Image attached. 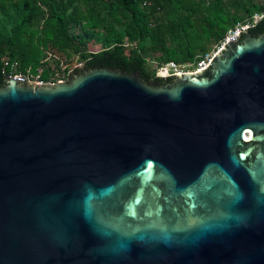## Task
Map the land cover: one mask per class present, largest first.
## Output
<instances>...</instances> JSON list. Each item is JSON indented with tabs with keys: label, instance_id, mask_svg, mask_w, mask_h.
I'll use <instances>...</instances> for the list:
<instances>
[{
	"label": "water",
	"instance_id": "1",
	"mask_svg": "<svg viewBox=\"0 0 264 264\" xmlns=\"http://www.w3.org/2000/svg\"><path fill=\"white\" fill-rule=\"evenodd\" d=\"M0 264H264V35L171 81L7 80Z\"/></svg>",
	"mask_w": 264,
	"mask_h": 264
},
{
	"label": "trees",
	"instance_id": "2",
	"mask_svg": "<svg viewBox=\"0 0 264 264\" xmlns=\"http://www.w3.org/2000/svg\"><path fill=\"white\" fill-rule=\"evenodd\" d=\"M245 22L251 37L264 35V0H0V84L4 59L42 68L44 82L89 68L141 70L143 81L164 82L159 66L196 61ZM95 37L104 48L92 52ZM74 63L81 66L68 74Z\"/></svg>",
	"mask_w": 264,
	"mask_h": 264
},
{
	"label": "built area",
	"instance_id": "3",
	"mask_svg": "<svg viewBox=\"0 0 264 264\" xmlns=\"http://www.w3.org/2000/svg\"><path fill=\"white\" fill-rule=\"evenodd\" d=\"M260 17L256 16L254 21L257 22ZM252 25L249 22L238 23L233 28L229 29L226 33L223 41L220 43V48L216 53L221 51V49L230 41L237 39L244 31L248 30ZM215 53V54H216ZM215 54L206 52L200 55L196 61L192 63L178 64L175 62H169L167 64L161 65L157 68L155 76L157 78L167 79L175 78L176 76H181L183 74H194L207 69ZM49 57L51 54H48ZM3 75H5L6 81L13 78L17 81H21L26 84L32 85H43L45 83H56L64 81L65 79H59L56 82H44L41 79L43 73L42 68H38L33 73L31 68H26L21 70L20 63L17 60L4 59L3 60ZM64 68V67H63ZM72 70L68 72L71 74Z\"/></svg>",
	"mask_w": 264,
	"mask_h": 264
},
{
	"label": "rangeland",
	"instance_id": "4",
	"mask_svg": "<svg viewBox=\"0 0 264 264\" xmlns=\"http://www.w3.org/2000/svg\"><path fill=\"white\" fill-rule=\"evenodd\" d=\"M91 44H92V47H91L92 52H97V51H100V50H102L104 48V46H102L100 40H98V38H96V37L92 39ZM219 48H220V44L213 45L212 48H211V50L210 51H207V52H210L212 54H215L218 51ZM150 65L153 66V64H150ZM80 66H81V64L74 63L71 66V70H73L72 68H77V67H80ZM64 81H66V80H64Z\"/></svg>",
	"mask_w": 264,
	"mask_h": 264
},
{
	"label": "flooded vegetation",
	"instance_id": "5",
	"mask_svg": "<svg viewBox=\"0 0 264 264\" xmlns=\"http://www.w3.org/2000/svg\"><path fill=\"white\" fill-rule=\"evenodd\" d=\"M164 81H168L167 79H165ZM0 86L2 87V84H0Z\"/></svg>",
	"mask_w": 264,
	"mask_h": 264
}]
</instances>
